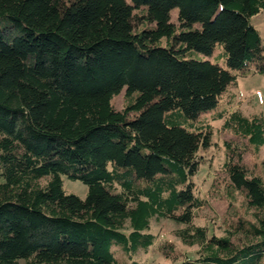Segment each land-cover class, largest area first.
<instances>
[{"label": "trees", "instance_id": "trees-1", "mask_svg": "<svg viewBox=\"0 0 264 264\" xmlns=\"http://www.w3.org/2000/svg\"><path fill=\"white\" fill-rule=\"evenodd\" d=\"M262 9L264 0H0V264H122L117 254L155 243L153 219L181 225L175 235L198 247L178 264H264V157L243 162L264 146L263 116H213L245 142H223V169L251 216L234 212L224 236L193 223L198 151L211 141L199 117L238 75L264 74L250 21ZM216 45L225 66L195 55ZM62 176L86 196L64 192Z\"/></svg>", "mask_w": 264, "mask_h": 264}, {"label": "rangeland", "instance_id": "rangeland-1", "mask_svg": "<svg viewBox=\"0 0 264 264\" xmlns=\"http://www.w3.org/2000/svg\"><path fill=\"white\" fill-rule=\"evenodd\" d=\"M176 15L177 9H173L171 11L173 22L176 21ZM250 21L259 33L264 52V9L253 15ZM221 52L222 47L216 45L211 55L207 56L201 53L195 55L200 59L217 61L220 65H224V59L219 56ZM111 104L116 110L123 108L124 89L113 96ZM234 110H239L246 117L258 114L264 118V74L249 71L245 75H238L235 82L229 84L221 94L216 108L199 117L200 124L209 125L211 141L209 146L198 151L200 163L193 182L195 192L203 203L195 211L193 223L206 227L208 233L217 236L227 235L230 223L235 220L234 212L241 217L251 216V211L246 209L242 197L230 189L228 177L223 169L226 159L223 142H236L238 146L245 145V142L222 129L223 119H213V116L220 111L231 112ZM263 157L264 146L258 153L247 148L243 154V162L248 167H252L258 165ZM62 187L64 192L75 194L81 199L86 196L87 187L79 180H71L62 176ZM178 228H181V225L172 220L153 219L149 230L156 235L155 243L146 251L137 250L131 257L120 253L117 254V257L122 264H178L180 260L194 257L198 247L183 244L174 233ZM234 241H238V239L235 238ZM164 244L173 247V253L179 260H173L163 255L160 247Z\"/></svg>", "mask_w": 264, "mask_h": 264}]
</instances>
